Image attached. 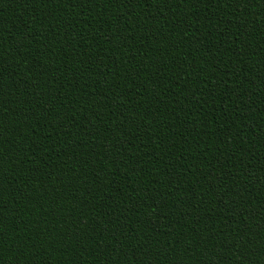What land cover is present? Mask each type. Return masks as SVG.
<instances>
[{"label": "trees", "instance_id": "1", "mask_svg": "<svg viewBox=\"0 0 264 264\" xmlns=\"http://www.w3.org/2000/svg\"><path fill=\"white\" fill-rule=\"evenodd\" d=\"M0 264H264V0H0Z\"/></svg>", "mask_w": 264, "mask_h": 264}]
</instances>
